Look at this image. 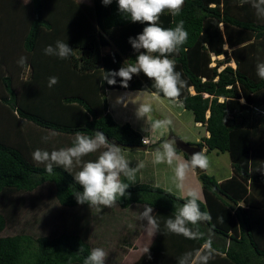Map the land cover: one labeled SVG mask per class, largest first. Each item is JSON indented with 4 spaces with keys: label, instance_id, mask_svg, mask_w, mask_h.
Segmentation results:
<instances>
[{
    "label": "trees",
    "instance_id": "1",
    "mask_svg": "<svg viewBox=\"0 0 264 264\" xmlns=\"http://www.w3.org/2000/svg\"><path fill=\"white\" fill-rule=\"evenodd\" d=\"M180 20L189 37L174 57L176 70L193 91L186 89L180 99L208 133L189 144L226 152L231 170L221 181L196 171L201 210L211 215L201 231L211 235L220 253L210 264H264V175L254 171L264 161V80L256 74L258 58L264 61V19L242 0H185L181 14L173 18L165 11L160 25L174 27ZM146 26L124 19L116 0L108 6L102 0H0V233L15 221L22 195L32 197L42 186L62 212L70 210L59 231L36 237L0 234V264H83L90 252L89 206L72 195L73 188L83 191L72 176L78 168L69 173L54 168L49 175L32 153L69 147L76 131H102L121 148L143 145L128 123L112 118L105 90L151 92L153 82L141 73L123 88L119 77L112 86L102 78L126 60L135 61L138 53L129 38ZM57 40L73 50L68 59L44 54ZM21 56L27 57L24 67L17 63ZM53 76L58 83L49 88ZM53 129L59 135L42 141ZM127 194L118 207L152 206L162 231L174 204L182 202V196L147 183L131 185ZM74 207L85 211L78 214ZM202 243L157 233L148 245L151 259L142 254L132 264H176L182 253ZM81 245L85 251L78 253Z\"/></svg>",
    "mask_w": 264,
    "mask_h": 264
},
{
    "label": "clouds",
    "instance_id": "2",
    "mask_svg": "<svg viewBox=\"0 0 264 264\" xmlns=\"http://www.w3.org/2000/svg\"><path fill=\"white\" fill-rule=\"evenodd\" d=\"M112 2L113 0H102L104 6ZM242 2L254 9L258 19H264V0ZM116 3L118 12L124 19L147 26L143 28L141 34L129 38L132 49L138 53L135 61L126 60L118 71L105 72L102 80L112 86L119 77L120 86L127 88L133 76L143 73L153 82L154 91L145 90L138 94L151 95L174 105H182L183 101L180 98L190 85L183 73L176 70L177 61L174 57L180 54L182 47L188 42L189 33L185 30L183 20L173 21L174 27L165 28L160 25V18L165 11L173 18L179 16L185 0H116ZM72 53L69 45L61 40H57L54 46L48 45L44 48L45 55L55 56L61 60L68 59ZM26 62L27 57L21 56L17 63L24 67ZM256 74L260 80H264V61H260L259 58ZM57 83L58 77L48 78L49 88ZM122 99L118 98L117 103ZM135 104L136 118L144 121L141 131L145 135L141 143L149 144L157 135L161 138L158 146L149 153L152 165H167L171 172L167 177L168 191L175 190L183 194L182 202L175 203L174 211L164 220L163 231L150 205H145L142 211L136 213L137 221L147 222L146 225L141 224L140 229L151 240L157 233H162L165 236L172 234L192 241H203L199 247L182 253L176 259V264H210V261L220 253L213 247L211 235L201 231V225L209 222L211 215L201 210V191L193 181V173L197 170L209 171L211 160L204 149L185 157V153L177 148L175 137L164 138L170 133L173 120L154 118V109L149 102ZM57 135L59 133L56 130H50L48 135L42 137V141L47 142ZM94 153H98L95 159H83ZM32 159L35 163L44 165V171L49 175L53 174L54 168H62L68 173L78 168L72 176L83 191H75L73 188L72 195L78 204H87L90 209L97 212L117 207L121 198H127V189L137 183L138 173L146 167L142 159H137L135 166L132 167L133 160L129 158L124 148L110 142L104 132L98 130L92 132V135L76 131L71 146L52 151L36 149L32 153ZM254 171L264 175V161H260ZM84 251L81 245L78 253ZM141 251L149 260L151 259L150 246L143 247ZM107 257L108 252L104 248L94 247L83 259V264H105Z\"/></svg>",
    "mask_w": 264,
    "mask_h": 264
},
{
    "label": "rangeland",
    "instance_id": "3",
    "mask_svg": "<svg viewBox=\"0 0 264 264\" xmlns=\"http://www.w3.org/2000/svg\"><path fill=\"white\" fill-rule=\"evenodd\" d=\"M77 1L88 3V0ZM110 49L111 48H103V52ZM211 58L213 60L214 58L222 57L212 56ZM230 64L232 65V62H230ZM206 154L211 160V169L205 172L212 175L214 178L224 175L229 166L227 153H216L212 151ZM45 192V187L42 186L33 193L32 197H29L28 194L24 193L21 197L23 202L19 205L18 210H16V217L13 215L15 221L6 224L0 234L12 235L16 233H26L36 237L51 233L55 230L59 231L61 229L60 225L63 223L64 219L66 217L69 218V214L67 212L70 210L65 208L62 212L61 210L63 209L58 207L55 201L48 199L45 196ZM72 210L78 214L85 211L84 208L76 207ZM142 210L143 208L139 205H131V207L127 210L113 209V213H109L112 222L103 225L101 212L99 213L95 209L88 208L87 214L88 216L91 215V222L87 237L89 238L91 248L102 246V248L108 252V257L105 261L107 264L128 263L131 259H134L137 256L136 253L140 250L142 243L147 241L143 236H141L143 231L140 229V225H146L147 222L137 221L136 219V213ZM104 214L105 213H103V215ZM71 225L73 226L72 223ZM104 231H106V236L102 237V233L104 234ZM100 236L104 239L100 240ZM116 243L122 245L121 247L123 248L122 250H125V255L118 252L120 249H118V251L116 250ZM129 257L131 259L128 261Z\"/></svg>",
    "mask_w": 264,
    "mask_h": 264
},
{
    "label": "crops",
    "instance_id": "4",
    "mask_svg": "<svg viewBox=\"0 0 264 264\" xmlns=\"http://www.w3.org/2000/svg\"><path fill=\"white\" fill-rule=\"evenodd\" d=\"M89 3V0H88ZM226 48V46H224ZM219 57V56H218ZM222 57V55L220 56ZM231 65V64H230ZM232 65L234 66L233 62ZM144 90H126V89H106L105 90V97L107 100V110L112 116V118L118 123H128L135 131H137L140 134V137H144L145 133L141 131V129L144 127V121L138 120L135 115V110L137 105L135 103L139 102H149L153 106V116L154 118L163 119V118H170L173 120V127L170 131V133L166 134L164 138H167L168 136L171 137H179L181 140L188 142V143H195L199 141L200 137L207 136L208 133L204 129L203 125L200 122H196L193 119L192 113L190 110L185 109L182 105L177 104H171L165 99H157L151 95H144V94H138ZM189 92L193 93L192 89L189 87ZM109 96V97H108ZM123 98L120 103H117L118 98ZM126 104V106H125ZM160 140V137L157 135L153 138L152 142L146 145H141L135 148H124L126 154L129 156L131 160H133L131 166L134 167L136 164L137 159H142L146 163V167L138 173L137 176V183H147L154 186L161 187L163 189L168 190V182L167 177L171 174L170 169L167 165H157L153 166L149 153L152 149L155 148V143ZM139 149V150H137ZM204 149L205 147H200V151ZM212 151L206 152L210 153ZM216 152V151H214ZM218 153V152H216ZM231 174L230 170V163L228 168L226 169V173L222 175L221 177L215 178L217 181H221L225 178H227ZM193 181L194 183L199 187L201 191L200 183L197 179L196 172L193 173ZM136 183V184H137ZM172 193L182 196L183 194L180 192H177L175 190L172 191ZM201 197H202V191H201ZM131 205H139L141 208H143V205L132 203L128 207L120 208V207H114L111 209L105 208L101 212V220L103 221V225L109 224L112 222V219H110L109 213H113V209H128L131 207ZM139 209V207H138ZM99 212V213H100ZM103 213H105L103 215ZM91 215L89 216V230H90V222H91ZM145 222V221H144ZM89 233V231H88ZM106 231H104V234L102 233V237H105ZM141 236L147 240L145 243L143 242L140 246V250L136 253V257L134 259H131L126 264H132L136 259H138L142 255V248L145 246H148L152 240L151 238L145 236L144 233H141ZM101 236L99 239H104ZM139 237V236H138ZM125 242V241H124ZM88 243L91 251V245L88 238ZM122 245L116 243L115 248L119 253H122L125 255V250H122ZM102 247V246H101ZM123 255V256H124ZM110 260V259H109ZM111 261V260H110ZM106 263V262H105ZM107 264V263H106Z\"/></svg>",
    "mask_w": 264,
    "mask_h": 264
},
{
    "label": "water",
    "instance_id": "5",
    "mask_svg": "<svg viewBox=\"0 0 264 264\" xmlns=\"http://www.w3.org/2000/svg\"><path fill=\"white\" fill-rule=\"evenodd\" d=\"M175 139L177 141V148L183 151L187 156H190L193 152L200 151V148L198 146L191 145L188 142H185L178 137H175Z\"/></svg>",
    "mask_w": 264,
    "mask_h": 264
},
{
    "label": "built area",
    "instance_id": "6",
    "mask_svg": "<svg viewBox=\"0 0 264 264\" xmlns=\"http://www.w3.org/2000/svg\"><path fill=\"white\" fill-rule=\"evenodd\" d=\"M256 111L258 110L257 108H254ZM143 136L140 138V141L142 142Z\"/></svg>",
    "mask_w": 264,
    "mask_h": 264
}]
</instances>
